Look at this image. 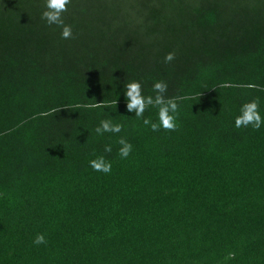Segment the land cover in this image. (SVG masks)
I'll return each mask as SVG.
<instances>
[{"label":"trees","instance_id":"obj_1","mask_svg":"<svg viewBox=\"0 0 264 264\" xmlns=\"http://www.w3.org/2000/svg\"><path fill=\"white\" fill-rule=\"evenodd\" d=\"M43 8L0 0V264H264V123L233 126L264 119V0H71L69 39ZM130 80L167 85L174 130L126 110Z\"/></svg>","mask_w":264,"mask_h":264},{"label":"clouds","instance_id":"obj_2","mask_svg":"<svg viewBox=\"0 0 264 264\" xmlns=\"http://www.w3.org/2000/svg\"><path fill=\"white\" fill-rule=\"evenodd\" d=\"M71 0H44V8L41 11V19L47 25H56L60 28L61 39H69L72 36V29L69 25L65 24L61 18V14L65 12L66 6ZM173 53L168 52L164 55V63L173 60ZM254 85L249 84L248 87ZM167 85L163 81H154L152 90L154 96H145L141 93V85L139 81L130 80L123 85V95L125 98L126 110L129 113H134L137 118L143 116L145 109L149 106L156 110L155 122H150L149 119L144 118L142 123L150 127L152 131L157 129L174 130L177 127L176 112L177 102L175 98H166L163 94L166 91ZM94 107L102 106L100 103L93 105ZM238 115L233 117V126L240 128L242 126H251L253 129H258L264 123L260 112L258 111V100L253 99L248 102L242 103L238 109ZM46 115L48 113H42ZM121 130V124L113 123L110 119L101 120L99 125L95 128V132L100 135L102 133H118ZM117 143L121 145L118 148V156L121 159L128 157L132 151V145L123 138H119ZM105 152L110 151V147L105 146ZM89 167L95 172L110 173L112 164L110 161L105 160L103 156H96L88 161ZM32 243L34 245H43L46 243L43 234H36Z\"/></svg>","mask_w":264,"mask_h":264}]
</instances>
